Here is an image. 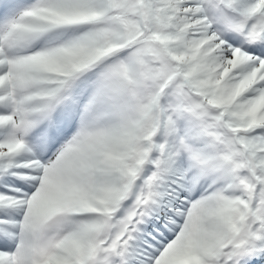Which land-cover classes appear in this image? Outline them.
I'll use <instances>...</instances> for the list:
<instances>
[{
	"label": "snow or ice",
	"instance_id": "snow-or-ice-1",
	"mask_svg": "<svg viewBox=\"0 0 264 264\" xmlns=\"http://www.w3.org/2000/svg\"><path fill=\"white\" fill-rule=\"evenodd\" d=\"M0 264H264V0H0Z\"/></svg>",
	"mask_w": 264,
	"mask_h": 264
}]
</instances>
